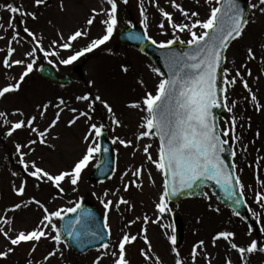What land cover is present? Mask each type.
I'll return each instance as SVG.
<instances>
[{
    "label": "snow or ice",
    "instance_id": "obj_1",
    "mask_svg": "<svg viewBox=\"0 0 264 264\" xmlns=\"http://www.w3.org/2000/svg\"><path fill=\"white\" fill-rule=\"evenodd\" d=\"M48 0H32V10L25 9L23 4L14 5L7 3L0 4V9L9 12L10 18L8 21V29H12L11 39L8 41L6 55L2 59V65L5 69H10L14 65L21 66L23 69L19 74V78L15 83H8L0 88V98H4L6 94L16 93L20 90L21 84L25 81L37 65V53L43 54V59L49 64L52 60L49 57H56L60 64L71 65L79 58L94 50L106 45L112 38L117 25L119 23L118 13L119 5H127L129 0H105L107 8H102L97 11L95 8L91 10V14L85 20V27L77 28L71 32L65 39L61 32H57V39L50 41L51 49H63L69 51L66 58H61L58 51L46 50L43 46V36H38L34 31L27 26V21H37L39 19V9L42 6H47ZM170 7L178 12L186 22H175L173 13L159 7L153 0L155 6L162 17L157 27L160 29V35L167 37L169 34L172 38L162 39L157 41L148 34V18L143 0H140L138 5L140 14V23L144 26L143 39L149 41L158 49L168 50L165 56V66L167 75L159 68L151 67V72L156 75L158 82L155 84L154 91H145L143 97L125 106L131 109H138L142 115L138 124V133L135 134L136 144L133 140L122 139L119 136L112 138V144H119L124 148H133V155L136 151H140L139 142L141 140L154 139L158 140L157 155L154 159L151 155V144H144L142 152L149 164L153 165L156 171L162 177V191L158 197V202L154 204L156 219H151L144 215L142 218L137 216L136 219L130 220L121 228V236L115 242L111 240V227L109 224V213L115 210L121 213V206H126L127 211L132 210L131 202L118 195L120 189L117 188L111 193L115 199H100V204L103 206V223L101 229L92 227L96 220L93 213L82 208L83 197H78L76 200H69V207H58L50 210L40 200L35 197L21 200L15 203L10 208L4 210L5 213H15L17 210L27 208L30 205H36L42 210V217L37 222L36 226L31 230L21 229L14 230L11 225V219L0 216V236H3L7 241L8 247L0 251V260H7L21 244H31L29 249V257L36 252L37 246L42 239L48 240L53 247L43 256V261L47 264L48 261L59 256L63 258L62 245L67 247L63 236L71 238L77 242L78 246H83L84 237H91L92 242L99 241V247L96 249L101 255H98L93 264H100L104 258H110V264H130L127 258V246L132 245L137 241L138 235L146 247L139 249V255L145 261V264H162L159 256L153 252L151 242L147 236V225L149 223L160 225L164 215L171 212L168 204L171 197L179 195L185 189H192L197 181L207 179L215 181L229 191L230 196L235 197V189H239V198L233 202L241 204L244 202L245 185L241 181L239 175L235 174L236 164L229 165L222 159L221 153L225 151L224 146L231 141H238L239 137L236 134L237 121L235 116L229 121L225 120V126L220 127L219 118L214 113V109H221L229 113L233 112L236 107V101L233 100L229 104V89L234 88L239 81L244 90L249 93L250 102L255 106L257 112L262 110V106L257 99V96L252 92L247 79L241 74L239 68L230 70L224 65L227 62L226 51L231 41L241 38L248 24L255 23L256 14L264 15V0H258V3L249 2L247 7L251 10L246 14L245 8L241 7L239 0H205L208 5V12L205 18L201 19L197 11H186L177 0H168ZM199 3V0H197ZM59 9L61 12L65 10L63 0H60ZM19 16V25L22 27V32L26 34L30 40L24 41L31 43L33 46L26 50L22 59H11L15 49L11 46L13 41L21 43L22 37L17 30L15 23L16 17ZM102 17L99 23L102 26L103 34L91 38L86 46L77 50H73V42L80 38H88L90 27L93 25L97 17ZM51 23V21H49ZM167 26V27H166ZM4 25L0 23V29ZM170 30V32H169ZM7 31V29H5ZM177 33H187L190 38L183 40ZM130 38H137L130 35ZM4 37L0 36V40ZM187 46V50L176 51L172 46L176 43ZM4 51V49H0ZM261 51L264 52V44L261 45ZM246 57L248 60H255L252 47L246 49ZM234 63V61H233ZM240 68L247 69L246 75L252 76L250 68H247V63L240 65ZM127 66H122L124 73L128 72ZM234 73V74H233ZM11 79V78H10ZM141 86L144 82H138ZM93 84L89 81V87ZM78 102H85L84 110L72 107L69 111L72 117L66 121V126L71 128L81 118L84 119L87 131L83 136L85 150L81 156L74 161L68 170H59L53 174L48 170L38 166L35 160L29 161L26 159L32 152L35 151L34 145L40 144L52 147L47 144V137L52 129L56 128L61 119V113L67 107L66 101L63 98L58 99V102L43 103L36 106L37 114L25 115V112L17 109L11 113L12 116H19L20 119L14 122L7 119L8 114L0 111V123L8 126V130L4 133L6 137H12L18 131H27L29 138L25 143H15V153L18 157L17 163L21 166L23 174L35 180L34 187L39 188L41 183H47L58 193L63 194V184L67 182L71 185L73 193L78 192V184L83 171L96 158L101 151L107 153L108 148L101 147L98 142L104 135L106 128L105 123L94 120V114L97 111L96 105L99 104L106 112V118L115 128L121 127V121L117 117L116 112L109 103L100 94L92 95L85 92L75 97ZM52 107L56 109L53 117L47 126L40 130L35 126L37 116L42 120L45 117L48 109ZM105 119L104 116L101 120ZM250 126V125H249ZM259 136V133H256ZM58 139L59 137H52ZM22 149H28L27 152ZM235 151L232 152L233 158ZM145 169L143 166L135 167L133 170L129 168L124 171L120 177L123 191L127 193L130 187L137 189L142 188L141 176ZM133 179L124 183L125 177ZM13 177L20 175L17 172H12ZM148 180L153 185L155 181L152 178V173L148 172ZM27 185L26 179H21L19 186L15 183L12 185V191L17 197L25 195ZM95 195V193H93ZM104 197L109 196V192H104ZM57 199L56 196L52 200ZM205 199L210 200L207 194ZM254 202L261 208H264V193L256 192ZM51 203V201H49ZM209 210L219 213V208H213L208 205ZM249 211H252L249 209ZM69 214H75L73 219L66 220ZM232 215L239 217L241 221L244 217L238 211L233 210ZM257 224H261L260 217L264 216V212H252ZM57 221L63 223V233L58 227ZM141 222V228L137 235L130 234L126 229ZM7 226V227H6ZM174 232V229H173ZM107 235V242L105 241ZM260 237H264V226L259 228ZM236 233L228 228L221 229L211 236V246L215 248L217 243L223 241L226 246V252H235L239 264H249V257L255 253L264 254V240L251 238L253 236L252 226H249L246 236L250 239L244 243L235 242ZM170 242L171 253L174 254V264H189L188 259L181 256L177 251L176 236L170 235L167 237ZM111 249V250H110ZM198 249L205 252L204 259L206 264H211V257L206 252L205 241L200 240L193 245L190 252L191 264H196L199 255ZM27 264H33L31 259ZM39 264V262H37ZM224 264H232L230 257H226Z\"/></svg>",
    "mask_w": 264,
    "mask_h": 264
},
{
    "label": "rangeland",
    "instance_id": "obj_2",
    "mask_svg": "<svg viewBox=\"0 0 264 264\" xmlns=\"http://www.w3.org/2000/svg\"><path fill=\"white\" fill-rule=\"evenodd\" d=\"M177 2L186 11H197L201 19L205 18L209 10L205 0H199V3H197V0H177ZM250 2L258 3V0H250ZM7 3H13L17 6L23 4L25 9L32 10V0H0V4L6 5ZM59 3L60 0H48L47 6H42L39 9V19L37 21H31V19L27 21V26L30 30L34 31L38 36H43V46L46 50L58 51L57 49L50 48V41L57 39L58 31L66 39L77 28L85 27V20L91 14L92 9L95 8L97 11H100L102 8L108 7L105 0H63L65 10L61 12ZM139 3L140 0H129L127 5H119L118 20L120 24L118 25V29L126 22L140 21ZM155 3L180 18V21L175 22H186L178 12L170 7L168 0H155ZM147 8L149 14L147 15L149 17L148 30H150V34L157 41L172 38L170 34L167 37L160 35V29L157 25L162 17L159 15L157 8L153 6V0L152 3L147 5ZM10 15L9 12L0 9V23L4 25V28L0 29V36L4 37L3 40H0V49H4V51H0V88L6 86L8 83H15V80L19 78V74L23 70L21 66L17 65H14L10 69H5L2 65L8 41L12 36V29H8ZM19 19L20 17L17 16L15 23L22 40L19 44L16 41L12 42L11 46L15 49L11 58L13 60L24 58L23 54L26 50H29L33 46L31 43L24 42L30 40V38L22 32ZM100 19L102 17L98 16L90 27L88 38H80L74 41L73 50L86 46L91 38H96L103 34L102 26L99 23ZM245 31H247L245 36L241 40H237L230 47L232 50L230 49L231 52L229 58H227L226 67L230 70L240 69L241 74L247 79L252 92L257 96L258 102L264 106V52L261 51V45L264 44V15L257 13L255 23L250 22ZM117 32L113 34L111 40L106 45L101 46V48L94 50L92 53L86 54L71 65H62L56 57H52L56 59V66L59 68L60 73L72 79L71 86L49 85V83L39 78L40 67L47 61L43 59V54L38 52L37 65L34 66V71L25 78L20 90L16 93L6 94L4 98H0V111L6 112L8 114L7 119L12 122L21 118L11 115L17 109L24 111L25 115L37 114V105L48 103L49 101L56 103L60 98L66 101L67 107L61 113L60 122L56 128L51 130L47 137V144L52 147L40 144L34 145L35 151L26 157L27 160H35L38 166L53 174L59 170L70 169V166L85 150L82 138L87 128L83 118L78 120L71 128L66 126V121L72 117V113L69 111L70 108L76 107L84 110L85 102H78L75 100V97L85 92L92 95L100 94L103 98L107 99L120 119L122 126L115 128V132H113L112 128L115 126L111 125L110 121L106 118L105 110L99 104L96 105L97 111L93 118L96 121L105 123L106 128L104 131L107 132L110 140L115 136H119L122 139L133 140L134 145L136 144L135 134L138 133V124L140 123L142 113L138 109H131L125 105L140 100L145 91H154L158 78L151 72V67L155 66L153 63L147 62V58L132 49L119 46ZM177 35L183 40H187L189 37L187 33H177ZM248 47H252L256 57L255 60L247 59L246 49ZM69 54V51L59 52L61 58H66ZM243 63H247V68L251 69L252 76L246 75L247 69L240 68V65ZM125 65L128 69L130 68L127 73L122 71V66ZM141 80L144 82L143 86L138 83ZM89 81L93 82L91 87H89ZM246 97H249V93L237 81L235 87L229 89L228 100L229 104L235 100L237 102L236 107L233 112H228L226 120L230 121L235 116L237 121L236 134L239 140L234 141L236 149L235 164L237 166L236 173L245 185V197L248 198V203L251 207L253 206L252 212L262 213L264 212V208L257 205L254 199L256 192L263 190L261 193H264V107H262L261 111L257 112L255 106L250 102V98L246 100ZM55 111L56 109L50 107L44 119L41 120L37 116L35 126L43 130L50 120L54 118L53 114ZM102 116L105 119L101 120ZM224 121H221V128L225 126ZM7 130L8 126L0 123V216L11 219L13 221L11 227L14 230H31L42 217V210L36 205L22 208L15 213L4 212L5 209L10 208L21 200L35 197L50 210H54L58 207H69L71 206L68 204L69 200L83 197V200L89 199L94 201L99 211L104 212L100 199L114 200L115 197L111 193L117 188L120 189L118 195L124 196V198L131 202L132 210L127 211L126 206L122 205L121 213H117L115 210L109 213V224L113 232L112 241L118 240L121 236V228L128 221L136 219L137 216L142 218L144 215H147L150 220L156 219L154 204L158 202V197L162 191V177L155 167L147 162L142 152L144 144H151L150 152L155 159L158 148L156 140L147 138L141 140L139 142L141 150L136 151L134 155L132 147L126 149L119 144H115L117 159L116 174L105 183H93L89 180L92 168L97 162V154L93 164L83 171L77 186L78 192L73 193L71 185L65 182L62 185L64 193L60 194L47 183H41L39 188L34 187L35 180L23 174L21 166L17 163L18 157L15 153L14 145L17 142L25 143L29 138L28 133L27 131H18L12 137H6L4 133ZM257 132L259 136L256 135ZM57 136L59 137L58 139L52 138ZM22 150L28 151V149ZM140 166H143L145 169L141 176V181H138L142 182V188L130 187L129 191L125 193L120 180L122 173L129 168L134 170L135 167ZM258 168L259 171L255 172V169ZM14 171L20 175L13 177L11 173ZM148 172L152 173L155 185L149 182ZM21 179L27 180L25 195L17 197L12 191V185L15 183L18 187ZM130 179L133 178L129 174V177H125L124 183L129 182ZM105 191L109 192L108 197H104ZM207 195L211 197L210 200L204 198L202 200L184 202L181 206L177 207L168 204L171 212L164 215L161 220V224L165 227L152 223L147 225V236L151 242L153 252L156 256H159L162 264H174V254L170 251L171 245L167 237L174 234L173 218L171 216L175 210L181 212L184 222V242L177 247V251L181 253L183 258L188 259L189 264H191V249L200 240L205 241L206 252L211 257V264H224L226 257L231 258L232 264H239L237 254L235 252H226V246L223 241L218 242L217 246L213 248L211 246V236L221 229L228 228L236 233L235 242L244 243L250 239L246 236L249 228L244 220L241 221L239 217L232 215L231 211L219 205L211 193ZM53 196H56L57 199L52 200ZM209 204L213 208H219L220 212L216 213L209 210ZM260 219L262 221L261 224H257L255 218L253 219L258 230L261 226H264V216L260 217ZM57 225L59 227V221H57ZM141 226V222L137 221L136 224L126 230L132 235H137ZM252 232L253 236L251 238L259 237L261 240H264V237H260L259 231L257 235L254 231ZM8 246L10 245H8L7 241H5L3 236H0V251H3ZM52 247L53 245L50 241L42 239L37 246L36 252L29 257L28 253L31 244H21L15 248L7 260H0V264H27L29 259L33 261V264H37V262L45 264L43 256ZM61 247L64 253L63 258L57 256L48 261L47 264H93V260L98 255H101L100 252H92L78 258L67 247L63 245ZM142 247L146 246L139 235L136 242L127 246V258L130 264H145V261L139 255V249ZM198 253L196 264H206L204 259L205 252L198 249ZM100 264H110V258H104ZM249 264H264V254L255 253L251 255L249 257Z\"/></svg>",
    "mask_w": 264,
    "mask_h": 264
},
{
    "label": "water",
    "instance_id": "obj_3",
    "mask_svg": "<svg viewBox=\"0 0 264 264\" xmlns=\"http://www.w3.org/2000/svg\"><path fill=\"white\" fill-rule=\"evenodd\" d=\"M239 3L241 4V7L245 8V11L247 14L248 13L247 6H245V4L243 3L242 0H239ZM125 32H127V33H123L122 43H124L125 45H128V46H133L135 48H139V49H141V51L143 50L144 52L149 54L152 57V59H154V62H156L158 64V66L162 70V72H164L165 75H167V72L163 66V58L162 57H163V55H165V51H168V50H162V49L152 47V45L150 43H148L149 41L143 39L144 33L142 31H140L139 29H136V28L129 29V30H125ZM130 35L133 37H139V39L130 38ZM172 48L176 51L186 50L185 47H180L178 45L172 46ZM162 51H163V54H161ZM41 76H42V78H45L47 80L50 79V81H52L54 83H67V79H59L56 75V72L52 69L47 68V67L44 68L43 72L41 73ZM214 113L217 115V117L220 114L225 115V111H222L221 109H214ZM101 147H102V149L103 148L109 149V151L105 154L106 155L105 158L108 159V168L104 169V167L102 166L101 168H99V170H95V173L93 175V180L101 179V178H98V176L100 174L109 175L113 169V163H112L113 152L109 148L110 143H108V141L105 139V137L102 139V146ZM224 148H225V151L223 153H221V157H222V159L225 160V163L228 164L229 168H230L231 167V163H230L231 162V155H232L231 143L229 142V144L225 145ZM103 163H104V160H102L101 164H103ZM207 185H209L212 188L214 195H216L218 197V199L222 203H224V205L232 207L234 210L238 211L239 213H242V214L245 213L242 205H238V204H235L233 202L235 199H237L236 196L235 197L230 196L229 191H227L225 188H222L220 185L216 184L215 181H211V180H207V179H201V180L197 181L196 185H194V187L192 189H185L179 195L171 197V199L175 203H179L183 199H186L189 197H201V196H203L202 195L203 194V188ZM82 208L83 209L89 208V209L95 210L90 205H84ZM74 215L66 217V220L73 219ZM96 224L98 226L97 229L102 228V222L100 221L99 217L96 218ZM62 233H63V223H62ZM64 237L66 238L67 243L79 255L84 254V252H86L90 248L99 247V244H100L99 241L92 242L91 237H84V238H82L84 240L83 246H78L76 241L72 240L71 238L67 237L66 235H64ZM89 239H90V241H88ZM106 241H107V235L105 234V241L104 242H106Z\"/></svg>",
    "mask_w": 264,
    "mask_h": 264
}]
</instances>
